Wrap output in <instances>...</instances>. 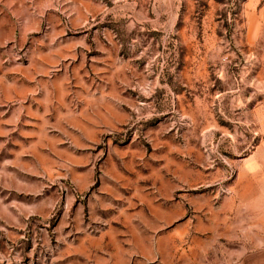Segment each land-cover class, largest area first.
Returning a JSON list of instances; mask_svg holds the SVG:
<instances>
[{
    "label": "rangeland",
    "instance_id": "obj_1",
    "mask_svg": "<svg viewBox=\"0 0 264 264\" xmlns=\"http://www.w3.org/2000/svg\"><path fill=\"white\" fill-rule=\"evenodd\" d=\"M0 264H264V0H0Z\"/></svg>",
    "mask_w": 264,
    "mask_h": 264
}]
</instances>
